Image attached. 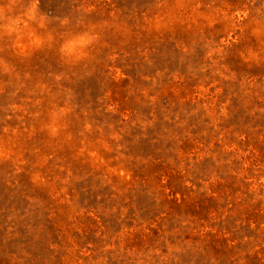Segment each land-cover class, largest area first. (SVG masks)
I'll return each mask as SVG.
<instances>
[{
    "label": "rangeland",
    "instance_id": "obj_1",
    "mask_svg": "<svg viewBox=\"0 0 264 264\" xmlns=\"http://www.w3.org/2000/svg\"><path fill=\"white\" fill-rule=\"evenodd\" d=\"M0 264H264V0H0Z\"/></svg>",
    "mask_w": 264,
    "mask_h": 264
},
{
    "label": "clouds",
    "instance_id": "obj_2",
    "mask_svg": "<svg viewBox=\"0 0 264 264\" xmlns=\"http://www.w3.org/2000/svg\"><path fill=\"white\" fill-rule=\"evenodd\" d=\"M88 43H90V38L87 35L81 36L79 37L74 43H69L65 46V51L68 54H72L73 49L79 45L81 47L87 45Z\"/></svg>",
    "mask_w": 264,
    "mask_h": 264
}]
</instances>
